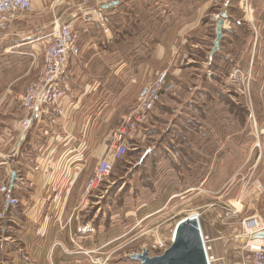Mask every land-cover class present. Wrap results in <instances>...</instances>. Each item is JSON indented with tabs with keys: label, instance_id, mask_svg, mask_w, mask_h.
I'll use <instances>...</instances> for the list:
<instances>
[{
	"label": "rangeland",
	"instance_id": "rangeland-1",
	"mask_svg": "<svg viewBox=\"0 0 264 264\" xmlns=\"http://www.w3.org/2000/svg\"><path fill=\"white\" fill-rule=\"evenodd\" d=\"M80 3L38 1V16L34 9L19 19L28 21L23 23L30 30L23 27L24 33L15 36L6 32L12 24L0 30V103L8 100L14 115L21 113L19 96L39 71L43 45L55 26L51 23L74 17L79 52L61 73L62 83L67 94L71 91L70 99L79 102L77 112L88 139L92 144L102 141L103 154L106 138L158 70H166L174 82L164 102L178 106L151 138L129 144L109 176L86 191L90 195L100 190L102 197L99 234L91 233L96 247H84L79 233L68 237V243L49 233L54 242L46 241L37 253H17L18 262L15 251H20L9 237L14 223L4 224L0 193V264H138L132 253H162L158 245L168 247L175 223L193 211L199 213L210 254L214 249L224 256L222 263L242 264L243 247L251 240L247 220L264 214V0H121L106 13L104 31L83 21ZM222 10L247 21L243 35L248 53L239 59L223 47L209 57ZM227 19L225 26L232 29L240 23ZM26 36L30 43L18 46L26 41L18 38ZM160 42L163 54L156 50ZM235 69L244 74L237 82L231 78ZM6 89L11 91L2 95ZM8 121L3 119L0 131ZM233 132L239 137L226 141ZM212 148L214 155L207 158ZM239 149L246 151L244 159L238 157ZM248 177L253 184H245ZM12 209L20 217L18 208ZM18 223L25 226V221ZM62 240L70 248H64ZM52 245L62 253L49 251Z\"/></svg>",
	"mask_w": 264,
	"mask_h": 264
},
{
	"label": "crops",
	"instance_id": "crops-1",
	"mask_svg": "<svg viewBox=\"0 0 264 264\" xmlns=\"http://www.w3.org/2000/svg\"><path fill=\"white\" fill-rule=\"evenodd\" d=\"M117 1H119L117 5L103 9L106 21V13L117 8V6L121 4V0ZM39 7L38 1H34V15L38 16L40 14ZM227 17H230L233 21L237 20V23L240 22L238 18L230 12H228L226 19ZM57 21L58 19H55L51 25H54ZM23 22L27 23L28 21L17 20L12 23L11 28L6 32L10 31L12 33L10 34L15 36L14 33H16V35L19 32L24 33L22 32L23 27H25L26 30H30L28 24L24 25ZM225 22L226 20H224L223 37L219 47H223V49L227 50L229 55L233 58L239 59V57L241 58L248 53V50H245L247 45L244 44L246 40H244L245 35H243V33H245L247 21L240 22L238 25L234 23V29L226 27ZM90 23L96 25L103 31L107 27L106 25L105 28H101L94 22ZM37 30V33H39V28ZM18 39L26 40L18 44V46L30 43V41L28 42L30 36H26L25 38L20 37ZM226 44L227 48L224 46ZM161 45L160 42L159 45L156 46V50L159 54H163ZM33 46L38 48V44H34ZM234 55H237V57ZM73 58L74 55H67L63 70H65L68 62ZM177 70L178 69L175 71ZM158 72L159 70L156 74ZM259 89L260 87L258 85L255 86V92L257 94L260 92ZM10 91V89H6L2 95ZM69 93H71V91ZM69 93L64 99V111L61 116H54L39 109L33 114L30 127L24 132H22L20 128V120L25 115V110L22 108L21 104L18 107L21 113L15 116V111L10 107L11 103H8V100L5 102L1 101L0 103V105H2L0 109V125H2L3 119L9 120L6 127L0 131V186L5 183L8 187V196L18 200L17 205H8L5 196L0 192L3 197L2 212L4 213V224L8 222L14 223L13 235L9 237L14 238L15 245L20 251H15V260H17V253H29L30 251V253H37L42 250L43 248H41V245H44L46 241H52L49 239V233H52V237L55 240H57L56 237L63 238L65 241L67 239V243L68 237L71 238L72 235H77L79 233L84 247L97 246V239L92 241L93 235L83 232L82 227L90 225L94 229L92 234L96 233V237L99 234L97 233L99 230L96 221L97 219L101 220L102 216L101 193L100 190H98L88 195L85 190V183L103 155V144L100 139L94 144L88 139V131L84 128L83 123L81 125V121L83 122V120L79 117V112H77V110L80 109L79 102L75 100L72 101L70 96H68L70 95ZM18 95L19 94L16 95V98H18ZM11 99H15V96L11 97ZM255 99L258 102V99ZM175 106H178L177 103H166L162 100L157 105L149 122L141 127L140 136L132 140L130 144L151 138L154 131H156L155 129L161 125L169 111L175 109ZM257 106L258 103H256V107ZM207 135L209 136L208 133ZM233 135L239 137L238 132H233L229 134V138L227 139L226 137L225 140L232 142ZM213 139L214 135L212 134V141ZM200 152L202 153L203 151ZM200 152L195 151L196 155L200 154ZM213 155V148L210 152L206 151L207 158L213 157ZM229 155H231V153ZM237 155L244 159L246 157V151L244 149H239ZM211 171L209 166L206 167V172L208 174H210ZM11 172L16 173V178L12 187H10ZM207 179L209 180V175ZM204 183L205 182L201 181L200 185ZM251 183L253 184L254 182L248 177L245 184L250 185ZM206 184L208 185L209 182H206ZM15 206L19 210L18 215H20V217L15 214L14 208L12 209V207ZM18 221H25V226H20ZM3 230L6 234L5 238H7L8 232H6V228H3ZM63 240L60 241L63 247L70 248V245H66L67 243L65 244ZM18 241L22 243V245H18ZM52 242H54V240ZM98 244L100 245L101 241H99ZM47 247L49 251L55 250L58 254L62 253V251L56 250L57 248L56 246L54 248V245ZM212 256L215 259L214 264H229L226 262L222 263V261H224V256L214 249ZM19 261H21V259H19Z\"/></svg>",
	"mask_w": 264,
	"mask_h": 264
},
{
	"label": "built area",
	"instance_id": "built-area-1",
	"mask_svg": "<svg viewBox=\"0 0 264 264\" xmlns=\"http://www.w3.org/2000/svg\"><path fill=\"white\" fill-rule=\"evenodd\" d=\"M34 1L41 0H0V30L6 29L22 16L32 12ZM113 1L81 0L78 11L82 13L83 21L94 22L105 28L107 21L103 5ZM74 20L72 17L62 24L55 23L50 40L43 45L39 71L19 98L25 110V115L20 120L22 132L30 127L32 116L39 109L54 116H61L64 111V99L69 89L62 83L61 73L67 55H76L79 52V35ZM243 76L239 69L231 73L234 82L241 80ZM173 86V80L169 79L167 71L164 70L158 72L153 81L140 87L135 104L121 117L118 127L106 138L105 154L99 159L87 181L85 188L87 192L93 191L105 177L109 176L113 163L121 159L131 141L140 136L141 127L149 122L157 105L172 91ZM7 190L5 183L0 186V192L5 196L8 205H17L18 200L8 196ZM247 226V229H250L247 234L251 240L243 247L242 264H264V214L248 219ZM82 231L90 234L94 229L90 225H85ZM202 242L208 264H214L215 259L210 254L211 247L206 244V238L202 239ZM158 248L163 252L167 246L160 243Z\"/></svg>",
	"mask_w": 264,
	"mask_h": 264
},
{
	"label": "water",
	"instance_id": "water-1",
	"mask_svg": "<svg viewBox=\"0 0 264 264\" xmlns=\"http://www.w3.org/2000/svg\"><path fill=\"white\" fill-rule=\"evenodd\" d=\"M118 3L119 1L115 0L103 5V8L115 6ZM226 16V10H222L216 19L215 37L209 52L210 58L219 49ZM15 178L16 173L11 172L10 187L13 186ZM130 257L137 260L138 264H208L202 242L200 224L196 217L189 216H186L176 224L172 240L162 253L149 255L146 249H142L141 252L132 253Z\"/></svg>",
	"mask_w": 264,
	"mask_h": 264
},
{
	"label": "bare ground",
	"instance_id": "bare-ground-1",
	"mask_svg": "<svg viewBox=\"0 0 264 264\" xmlns=\"http://www.w3.org/2000/svg\"><path fill=\"white\" fill-rule=\"evenodd\" d=\"M249 11H251V9H249ZM250 18H251V17H250ZM186 216H189V217H196L197 220H198V222H199V224H200L199 213H198L197 211L190 212V213L187 214ZM186 216H184V217H182L181 219H179V220L175 223V226H176V224H177L180 220L184 219ZM175 226H174L173 231H172V236H173V233H174ZM200 228H201V227H200ZM201 235H202V239H204V236H203V234H202V231H201ZM172 236H171V238H172Z\"/></svg>",
	"mask_w": 264,
	"mask_h": 264
}]
</instances>
